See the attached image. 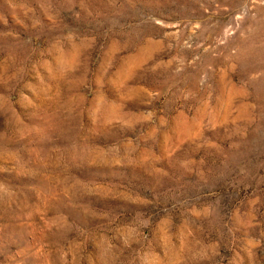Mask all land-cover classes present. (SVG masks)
Returning <instances> with one entry per match:
<instances>
[{
  "label": "rangeland",
  "instance_id": "1",
  "mask_svg": "<svg viewBox=\"0 0 264 264\" xmlns=\"http://www.w3.org/2000/svg\"><path fill=\"white\" fill-rule=\"evenodd\" d=\"M0 264H264V0H0Z\"/></svg>",
  "mask_w": 264,
  "mask_h": 264
}]
</instances>
